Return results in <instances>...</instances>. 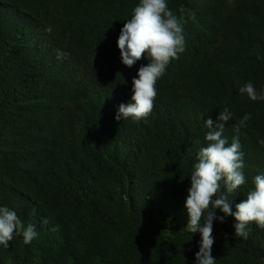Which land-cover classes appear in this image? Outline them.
Returning <instances> with one entry per match:
<instances>
[{
    "label": "trees",
    "instance_id": "trees-1",
    "mask_svg": "<svg viewBox=\"0 0 264 264\" xmlns=\"http://www.w3.org/2000/svg\"><path fill=\"white\" fill-rule=\"evenodd\" d=\"M138 3L0 0V205L38 232L0 245V264H194L200 234L185 228L184 201L205 120L215 127L225 108L246 177L227 194L233 211L264 173V101L237 91L264 89V0H168L185 50L157 80L151 113L117 121L147 63L125 66L117 47ZM234 223H213L216 264H264V227L250 222L245 239Z\"/></svg>",
    "mask_w": 264,
    "mask_h": 264
},
{
    "label": "clouds",
    "instance_id": "clouds-1",
    "mask_svg": "<svg viewBox=\"0 0 264 264\" xmlns=\"http://www.w3.org/2000/svg\"><path fill=\"white\" fill-rule=\"evenodd\" d=\"M13 11L17 12L16 9ZM124 21L117 38L121 62L132 67L143 58L147 63L140 64L131 81L130 99L118 105L114 118L117 121L128 118L139 121L146 118L153 109L157 80L165 73L170 60L178 59L179 54L185 50L184 29L179 18L169 9L168 0H139L130 18ZM46 41L42 39L43 44ZM65 56L66 53L56 50L58 60H63ZM237 91L253 101H264V89L258 92L251 81L238 85ZM232 119L233 113L225 108L220 111L215 127L211 118L205 120L208 128L205 133L207 144L196 153L189 176L184 201L188 216L185 228L191 234H200L194 264H216V258L212 255L214 221L222 223L225 217L231 215L235 218L234 235L245 239L249 235L250 222L264 227V173L254 177V187L245 199L234 204L235 211L233 200L227 195L246 183L244 152L239 137L234 136L229 143L223 135L224 122ZM249 119L250 114H245L238 121L237 131ZM258 143L264 147V138L259 139ZM222 188L224 192H221ZM210 205L214 211L209 210ZM217 209L223 215H218ZM14 234L21 235L26 245L38 236L35 225L25 226L15 209L0 205V245L8 247Z\"/></svg>",
    "mask_w": 264,
    "mask_h": 264
}]
</instances>
